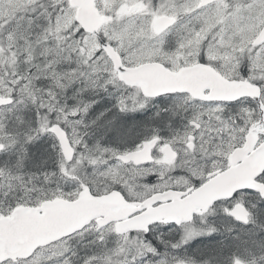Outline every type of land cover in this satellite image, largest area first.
Listing matches in <instances>:
<instances>
[{
    "label": "snow or ice",
    "instance_id": "snow-or-ice-1",
    "mask_svg": "<svg viewBox=\"0 0 264 264\" xmlns=\"http://www.w3.org/2000/svg\"><path fill=\"white\" fill-rule=\"evenodd\" d=\"M0 264H264V0H0Z\"/></svg>",
    "mask_w": 264,
    "mask_h": 264
},
{
    "label": "rangeland",
    "instance_id": "rangeland-1",
    "mask_svg": "<svg viewBox=\"0 0 264 264\" xmlns=\"http://www.w3.org/2000/svg\"><path fill=\"white\" fill-rule=\"evenodd\" d=\"M133 117L134 118H139V117H141V115L130 114L129 119H132Z\"/></svg>",
    "mask_w": 264,
    "mask_h": 264
},
{
    "label": "trees",
    "instance_id": "trees-1",
    "mask_svg": "<svg viewBox=\"0 0 264 264\" xmlns=\"http://www.w3.org/2000/svg\"><path fill=\"white\" fill-rule=\"evenodd\" d=\"M142 117H139V118H135V119H137V120H139V119H141Z\"/></svg>",
    "mask_w": 264,
    "mask_h": 264
},
{
    "label": "flooded vegetation",
    "instance_id": "flooded-vegetation-1",
    "mask_svg": "<svg viewBox=\"0 0 264 264\" xmlns=\"http://www.w3.org/2000/svg\"><path fill=\"white\" fill-rule=\"evenodd\" d=\"M136 115H141V114H136Z\"/></svg>",
    "mask_w": 264,
    "mask_h": 264
}]
</instances>
